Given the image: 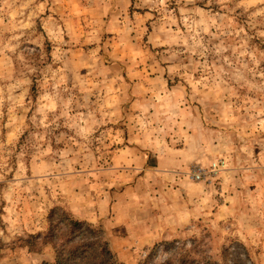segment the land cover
Returning a JSON list of instances; mask_svg holds the SVG:
<instances>
[{
    "label": "rangeland",
    "instance_id": "rangeland-1",
    "mask_svg": "<svg viewBox=\"0 0 264 264\" xmlns=\"http://www.w3.org/2000/svg\"><path fill=\"white\" fill-rule=\"evenodd\" d=\"M54 209L115 264H264V0H0V264L54 263Z\"/></svg>",
    "mask_w": 264,
    "mask_h": 264
},
{
    "label": "trees",
    "instance_id": "trees-1",
    "mask_svg": "<svg viewBox=\"0 0 264 264\" xmlns=\"http://www.w3.org/2000/svg\"><path fill=\"white\" fill-rule=\"evenodd\" d=\"M48 221L46 240L55 249L56 259L43 264H115L107 245L95 238L98 232L88 225L73 220L60 209L52 210ZM198 259L181 256L180 264H216L206 256Z\"/></svg>",
    "mask_w": 264,
    "mask_h": 264
}]
</instances>
